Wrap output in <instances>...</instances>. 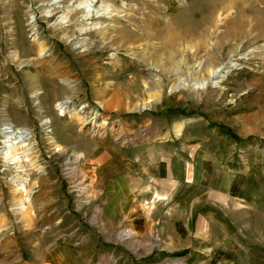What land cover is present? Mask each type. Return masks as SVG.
<instances>
[{
  "label": "rangeland",
  "instance_id": "1",
  "mask_svg": "<svg viewBox=\"0 0 264 264\" xmlns=\"http://www.w3.org/2000/svg\"><path fill=\"white\" fill-rule=\"evenodd\" d=\"M4 131L0 264H264V0H0Z\"/></svg>",
  "mask_w": 264,
  "mask_h": 264
},
{
  "label": "bare ground",
  "instance_id": "2",
  "mask_svg": "<svg viewBox=\"0 0 264 264\" xmlns=\"http://www.w3.org/2000/svg\"><path fill=\"white\" fill-rule=\"evenodd\" d=\"M85 15L84 13H81L80 16H76V20L79 19V17ZM80 31H82L81 28H79ZM217 70L216 67H212L210 68L209 73L210 74H214L215 71ZM65 111H61V113H64ZM71 118L74 119L76 118L77 120H79L81 123L86 124L90 119H93L94 117L87 115L86 113L84 114V112H80V111H73L71 112ZM44 123H48V127H53L56 123H54L53 119L50 117V119L48 121H44ZM55 131L54 128L48 129L45 132V137L48 140V143L50 145L54 144V136L51 135V133L53 134ZM16 133L18 132L17 135H14L13 131H4L2 133V146H1V150H0V154L2 155V158L4 160V163H6L7 165L10 163H14L16 162V169L15 171H21V163H19L18 161L20 160L18 156V150H17V146L20 145L24 140L25 137L22 133H20L19 131H15ZM22 145V144H21ZM58 147V148H57ZM55 148H57L58 150H63V147H60L59 145H56ZM24 162L26 161L25 165L27 166V175H29L30 177L27 179V177H22L20 178L17 175H11L8 178V182H9V186H11V188H13V197H12V201H13V205L15 206L14 209L18 210V211H25L27 206L29 205V202H31L32 200L37 199V196L42 193V191L46 190V186L48 185L49 182V174L44 172V167L40 165L39 162V155L36 153V151L33 149L32 151H24ZM80 157V156H79ZM70 172L72 173V171L70 170ZM82 191V190H81ZM16 192H20V196L17 197V195L15 194ZM45 192V191H44ZM47 192V191H46ZM31 193L33 194L31 197Z\"/></svg>",
  "mask_w": 264,
  "mask_h": 264
},
{
  "label": "crops",
  "instance_id": "3",
  "mask_svg": "<svg viewBox=\"0 0 264 264\" xmlns=\"http://www.w3.org/2000/svg\"><path fill=\"white\" fill-rule=\"evenodd\" d=\"M171 180H173V179H171ZM171 180H170V184H171ZM175 184H176V182H175ZM211 196L213 197V199H216L217 198V200H219V202L223 201L224 200V197H225L223 191H219V192L218 191H215V192L211 193ZM209 202H210V204L211 203L213 204V201H209Z\"/></svg>",
  "mask_w": 264,
  "mask_h": 264
},
{
  "label": "trees",
  "instance_id": "4",
  "mask_svg": "<svg viewBox=\"0 0 264 264\" xmlns=\"http://www.w3.org/2000/svg\"><path fill=\"white\" fill-rule=\"evenodd\" d=\"M222 128L226 129L227 133L232 136L233 138H235L236 140H239V137L232 131V129H230L229 127H224L222 126ZM186 252V249H183L182 251L180 252H176L174 253V255H183L185 254Z\"/></svg>",
  "mask_w": 264,
  "mask_h": 264
},
{
  "label": "water",
  "instance_id": "5",
  "mask_svg": "<svg viewBox=\"0 0 264 264\" xmlns=\"http://www.w3.org/2000/svg\"><path fill=\"white\" fill-rule=\"evenodd\" d=\"M203 84H204V82H203Z\"/></svg>",
  "mask_w": 264,
  "mask_h": 264
}]
</instances>
